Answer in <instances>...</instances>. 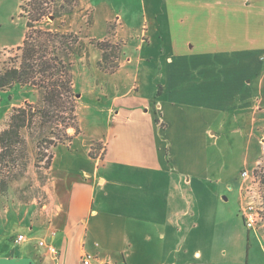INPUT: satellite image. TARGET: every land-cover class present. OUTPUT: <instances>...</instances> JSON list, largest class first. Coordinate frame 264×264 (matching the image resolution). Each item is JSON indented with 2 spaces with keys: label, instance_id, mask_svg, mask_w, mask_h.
Returning <instances> with one entry per match:
<instances>
[{
  "label": "crops",
  "instance_id": "obj_1",
  "mask_svg": "<svg viewBox=\"0 0 264 264\" xmlns=\"http://www.w3.org/2000/svg\"><path fill=\"white\" fill-rule=\"evenodd\" d=\"M187 2L204 10L163 25L153 14L132 28L142 33L110 76L109 101L87 96L92 128L55 149L46 216L34 204L0 202V264H83L84 255L105 264H264V232L240 214L241 173L264 160V0H175ZM241 40L247 47L222 46ZM20 92L12 108L35 103V90ZM99 143L103 153L91 154Z\"/></svg>",
  "mask_w": 264,
  "mask_h": 264
},
{
  "label": "rangeland",
  "instance_id": "obj_2",
  "mask_svg": "<svg viewBox=\"0 0 264 264\" xmlns=\"http://www.w3.org/2000/svg\"><path fill=\"white\" fill-rule=\"evenodd\" d=\"M78 2L79 7L75 9L71 26L80 35L83 42L88 45L89 54L87 56L76 55L73 58V80L77 100L76 114L79 135L75 134L76 131L74 129H70L68 133L73 138L78 135L77 137L85 140L87 139L86 126L89 130L92 128V117H89L88 111L85 113L86 110L84 111L83 108V105H86L87 96L93 93L91 96L92 100L94 99L93 96H98L104 102L109 101L111 97L110 92L113 82L110 81V76L113 74L99 67L104 55V51L100 49L102 47L101 44L107 41L110 44L109 51H106V55H110L109 61L104 66L106 68L119 66L120 69L121 65L125 66L131 57L129 48L130 37L142 33L141 30L138 32L137 30H132V28L139 27L141 29L147 21L152 23L154 21L152 18L153 14H159L157 16L159 17V23L163 25L168 21L170 24L173 23L176 12L200 11L204 10V8H197L196 6L192 8L188 2L177 5L175 0H78ZM20 3L21 0H0V69L8 66V64L11 65L18 56L16 48L7 49L5 45L15 43L25 37L26 20L21 17ZM96 6L100 8L98 13H95L94 10ZM210 6L215 11L220 10L215 4ZM243 12L253 13L254 8H247ZM105 16H112L113 18H110L111 20L105 19ZM96 22L97 26H95ZM93 31L98 32L100 36H94L92 34ZM170 38H172L171 42L173 45H176L175 43L178 42L179 37L172 32ZM262 43L261 41L259 45ZM98 44H100V47H97ZM177 45L179 46V44ZM247 45L245 40H241L234 44H223L222 46L223 48H233L247 47ZM188 47H190V44H188ZM95 55L97 61L94 60ZM94 61H96L95 66L93 64ZM20 88L21 86L18 85L15 93H13V90L8 93L0 92V132L7 126L9 116L14 109L12 104L21 103L25 99V94L20 92ZM32 89L36 91V93H31V97L35 101L34 104H40L42 93L34 88ZM78 119H82L86 125L79 123ZM80 128L83 129L81 130ZM23 136L27 142L28 167L22 177L14 178L13 176L12 178V175L8 173V169L0 166V180L7 176L10 177L7 191L0 194V202L34 204V210L38 211L40 215L42 214L41 211L44 210L43 213L46 216L47 210L45 206L51 203L49 193L51 190V173L48 163L49 161L52 163L51 159H53L55 149L60 144L57 146L47 145L46 143L40 145L39 135H30L27 130L23 131ZM256 147L257 153L262 157V147L258 143ZM103 148V143L96 144L91 148V154L100 155L101 152L103 153ZM260 166H264V160ZM259 171L257 169V173L261 175ZM258 230L264 232V227H260Z\"/></svg>",
  "mask_w": 264,
  "mask_h": 264
},
{
  "label": "trees",
  "instance_id": "obj_3",
  "mask_svg": "<svg viewBox=\"0 0 264 264\" xmlns=\"http://www.w3.org/2000/svg\"><path fill=\"white\" fill-rule=\"evenodd\" d=\"M78 7V0H21V17L26 20L25 37L22 46L16 48V59L0 69V91L10 90L15 85L29 86L42 93V100L40 104L26 103L14 108L6 128L0 132V166L8 169L12 178L22 177L28 167L24 130L30 135L38 134L40 145L55 146L72 141L70 129L79 133L73 58L87 56L89 47L71 26ZM108 43L101 44L104 55L99 67L114 74L119 66H104L110 57L106 55L110 48ZM258 169L264 188V166ZM9 178L0 180V194L7 191Z\"/></svg>",
  "mask_w": 264,
  "mask_h": 264
},
{
  "label": "built area",
  "instance_id": "obj_4",
  "mask_svg": "<svg viewBox=\"0 0 264 264\" xmlns=\"http://www.w3.org/2000/svg\"><path fill=\"white\" fill-rule=\"evenodd\" d=\"M261 165V164H260ZM259 165V166H260ZM259 166L253 170H245L241 173V209L240 214L245 221V225L250 230H258L264 227V188L262 185L261 175L257 173ZM24 236H19L17 241H23ZM44 246L45 243L41 242ZM49 253L53 256L58 255V250L54 246L47 245ZM95 259L90 255H84L82 258L83 264H105L102 262L94 263Z\"/></svg>",
  "mask_w": 264,
  "mask_h": 264
}]
</instances>
